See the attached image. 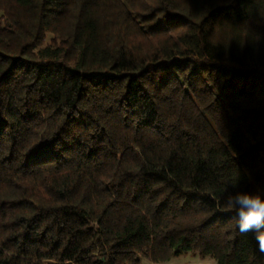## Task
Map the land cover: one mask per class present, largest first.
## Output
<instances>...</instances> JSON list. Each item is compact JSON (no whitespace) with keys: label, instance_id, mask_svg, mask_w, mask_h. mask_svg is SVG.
Masks as SVG:
<instances>
[{"label":"trees","instance_id":"obj_1","mask_svg":"<svg viewBox=\"0 0 264 264\" xmlns=\"http://www.w3.org/2000/svg\"><path fill=\"white\" fill-rule=\"evenodd\" d=\"M264 0H0V264H264Z\"/></svg>","mask_w":264,"mask_h":264},{"label":"clouds","instance_id":"obj_2","mask_svg":"<svg viewBox=\"0 0 264 264\" xmlns=\"http://www.w3.org/2000/svg\"><path fill=\"white\" fill-rule=\"evenodd\" d=\"M225 204L235 212L239 232L253 233L259 252L264 254V195L239 192L228 194Z\"/></svg>","mask_w":264,"mask_h":264},{"label":"rangeland","instance_id":"obj_3","mask_svg":"<svg viewBox=\"0 0 264 264\" xmlns=\"http://www.w3.org/2000/svg\"><path fill=\"white\" fill-rule=\"evenodd\" d=\"M143 264L150 263L144 261ZM161 264H215V262L210 259H200L199 257L189 253H183L180 256L173 258L170 262Z\"/></svg>","mask_w":264,"mask_h":264}]
</instances>
